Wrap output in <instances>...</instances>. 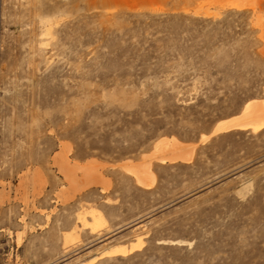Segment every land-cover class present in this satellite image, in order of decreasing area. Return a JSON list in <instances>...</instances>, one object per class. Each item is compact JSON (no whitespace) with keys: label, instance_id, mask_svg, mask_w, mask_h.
Instances as JSON below:
<instances>
[{"label":"rangeland","instance_id":"1","mask_svg":"<svg viewBox=\"0 0 264 264\" xmlns=\"http://www.w3.org/2000/svg\"><path fill=\"white\" fill-rule=\"evenodd\" d=\"M222 9L0 0V264H82L138 237L139 249L93 264H264V128L155 164L147 189L117 166L160 137L194 143L264 99V9ZM64 156L108 164L107 190L72 197Z\"/></svg>","mask_w":264,"mask_h":264},{"label":"bare ground","instance_id":"2","mask_svg":"<svg viewBox=\"0 0 264 264\" xmlns=\"http://www.w3.org/2000/svg\"><path fill=\"white\" fill-rule=\"evenodd\" d=\"M223 9L241 10L243 8H251L254 14L256 9H264V0H216ZM222 9V10H223ZM219 12V11H218ZM207 16L209 13L204 12ZM218 15L214 13L213 16ZM257 23L264 29V21ZM264 128V99H252L247 101L237 115H233L226 119L220 120L214 124L208 134H202L194 143H184L176 137H160L152 145L151 149L140 155L137 161L131 159L124 160L117 166L127 175L132 177L134 184L147 189L152 187L156 182V175L153 171L155 164H178L191 163L195 157L196 149L212 138L231 131H249L256 133ZM69 150V145L63 144ZM59 171L63 174L65 181L69 186L67 193L72 197L79 194L90 187H99L100 192L107 190L108 178L103 170L109 166L108 164L90 159L83 164L71 162L65 156L57 163ZM116 165H111L114 168ZM39 175V174H38ZM39 179V177H36ZM85 214L90 215L93 220L92 230L102 222L101 215L95 209L86 210ZM79 221H84V216H78ZM86 224L83 223V226ZM21 234V233H20ZM19 235H17L18 240ZM66 242L72 240V235H65ZM143 244L140 237L136 238L128 246L115 245L103 252L97 257L89 259L82 264H93L96 260L103 257L126 256L129 253L139 249Z\"/></svg>","mask_w":264,"mask_h":264}]
</instances>
